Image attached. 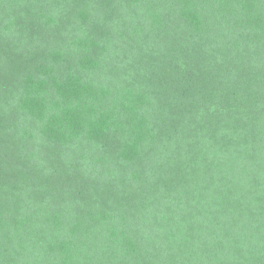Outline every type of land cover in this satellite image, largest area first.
Masks as SVG:
<instances>
[{"label": "trees", "instance_id": "1", "mask_svg": "<svg viewBox=\"0 0 264 264\" xmlns=\"http://www.w3.org/2000/svg\"><path fill=\"white\" fill-rule=\"evenodd\" d=\"M0 264H264V0H0Z\"/></svg>", "mask_w": 264, "mask_h": 264}]
</instances>
